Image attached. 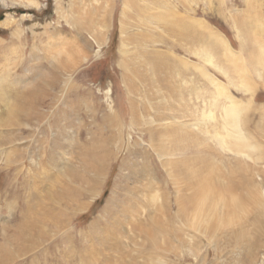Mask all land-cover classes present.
<instances>
[{"label": "rangeland", "instance_id": "obj_1", "mask_svg": "<svg viewBox=\"0 0 264 264\" xmlns=\"http://www.w3.org/2000/svg\"><path fill=\"white\" fill-rule=\"evenodd\" d=\"M263 52L264 0H0V225L11 223L0 244L10 264H83L101 237L116 264H246L245 250L264 264ZM208 99L217 122L201 116ZM227 105L241 110L251 157L211 135ZM94 152L108 161L92 195ZM40 160L55 165L34 186ZM62 183L67 209L49 194ZM41 196L62 211L55 226L66 215L69 240L47 227L52 238L22 255L14 246L26 235L9 237ZM139 223L160 250L146 248L151 239L141 247Z\"/></svg>", "mask_w": 264, "mask_h": 264}, {"label": "bare ground", "instance_id": "obj_2", "mask_svg": "<svg viewBox=\"0 0 264 264\" xmlns=\"http://www.w3.org/2000/svg\"><path fill=\"white\" fill-rule=\"evenodd\" d=\"M130 18V17H129ZM254 20V19H253ZM251 22V21H250ZM255 22V21H254ZM206 25V24H205ZM256 25H254V27H255ZM73 27V26H72ZM207 27H208V25H207ZM206 28V27H205ZM258 28V27H257ZM17 32V31H16ZM213 32V31H212ZM214 35V39H216L217 41L219 40L220 41V38L218 37V36H216V34H213ZM13 36V35H12ZM59 42H61V40H59ZM59 45H60V43H59ZM223 47V46H222ZM224 50H226V52H227V48H226V46L224 45ZM122 53V52H121ZM264 53V52H263ZM224 55H225V53H224ZM160 60L163 62V59H161L160 58ZM159 62V61H158ZM183 61H181V66L183 67V68H185V69H187V67H188V65H187V63L188 62H186L185 64L184 63H182ZM257 62V61H256ZM157 63V62H156ZM190 63V62H189ZM261 63H264V59H260V64ZM157 64H159V63H157ZM191 65H189V67H190ZM160 68H166V67H163V65L162 64H160ZM179 69V68H178ZM180 70V69H179ZM184 70V69H183ZM190 71H191V69H190ZM199 71V70H198ZM166 72V71H165ZM183 71H182V69L180 70V72H177V74H178V76L179 75H181V74H183L182 73ZM204 75V74H203ZM208 77V75L206 76V78ZM171 78V77H170ZM250 78V77H249ZM199 80H201V79H199ZM209 81H211V79L209 78L208 79ZM217 81V80H216ZM174 82V81H173ZM208 82V81H207ZM213 82V84L214 85H216L215 86V91H216V95L217 96H219V94H221L222 96H223V93H224V89L221 91V88L217 85V83H215L214 81H212ZM218 82V81H217ZM165 83V82H164ZM168 83V82H167ZM209 83H211V82H209ZM246 83V82H245ZM171 84V83H170ZM212 84V85H213ZM3 85V84H2ZM5 85V84H4ZM168 85H169V83H168ZM174 85V84H173ZM197 85V84H196ZM196 85H194V86H192V88L195 90V86ZM263 85V84H262ZM254 86V85H253ZM2 87V86H1ZM214 87V86H213ZM171 88H173L172 90H174V87H171ZM4 89V88H3ZM164 89V88H163ZM1 90V89H0ZM171 90V89H170ZM253 90V89H252ZM4 91V90H3ZM175 91H176V89H175ZM189 91H190V93L189 94H191V92H192V89H189ZM220 91V92H219ZM1 93H2V91H0ZM195 92V91H194ZM210 92V91H209ZM212 92V91H211ZM8 93V92H7ZM214 93V92H213ZM2 95V94H1ZM5 95H7V94H4V96ZM10 94H8V96H9ZM175 95V94H174ZM193 95H194V93H193ZM206 95V94H205ZM3 97V96H2ZM194 97V96H193ZM4 98V97H3ZM8 98V97H7ZM211 99V98H210ZM55 100V99H54ZM209 100V99H208ZM218 100V99H217ZM205 101H206V99H205ZM221 101V100H220ZM186 102V101H185ZM221 103V102H220ZM54 104V103H53ZM91 104V103H90ZM232 105L234 104L233 102L231 103ZM232 105H227V107H224L223 108V110H224V112H222L221 113V119H222V122L220 123V125H217V123H214V126H216L217 125V128H215V130H214V132L211 134L212 136H216V139H217V141L220 143V145L224 148V149H227L228 151H234L235 153H237L238 155L239 154H241V155H244V156H247V157H251V152H253V150L254 151H257V147H255V145H252L246 138L247 137H245L244 136V134L242 133V131H240V127H239V121H238V111H239V113H240V109L235 105V107L234 106H232ZM207 107H208V109H206L205 111H202V114H201V116L204 118L205 116L208 118V119H210V120H212L213 122H217V116H216V114H215V112H214V110H213V108L215 107V99L213 100H209V102H208V105H207ZM219 107V106H218ZM218 110V109H217ZM263 110V109H262ZM219 111H220V108H219ZM147 113V112H146ZM220 113V112H219ZM114 115V114H113ZM106 117H108V116H106ZM106 117H104L103 119L105 120V121H107V120H109L110 119V117L109 118H106ZM9 118L10 117H8V119H5L6 121H5V124H6V122H7V124H9L10 123V121L11 120H9ZM116 118V117H115ZM26 120H27V118H26ZM4 121V120H3ZM109 121H111V119L109 120ZM2 126V125H1ZM49 126V125H48ZM3 130V129H2ZM96 139V138H95ZM10 142V141H9ZM12 142H13V140H12ZM12 142H10V143H12ZM2 143H4V142H2ZM95 143H96V141H95ZM263 147V146H262ZM261 149V148H260ZM15 152V151H14ZM13 153V150H10V152L8 153V155H7V159H8V157L10 156V154H12ZM58 153V152H57ZM95 153V154H94ZM94 153H92L93 155H92V162L91 163H86V165H87V167H88V170L89 171H91V172H93L94 174L92 175L93 177H92V180L91 181H93V191L91 192V194L93 195V193H95V192H97V188L99 187V185H100V174H101V172L105 169V167H106V165H107V161L108 160H106V157H105V155H103V154H100V155H98V154H96V152H94ZM257 158H260L261 157V154L260 153H258L257 152ZM50 159V158H49ZM261 159V158H260ZM264 159V156H263V158H262V160ZM10 161H12V160H10ZM49 162V163H55V161L54 160H40V161H38L37 162V164L39 165V166H41L43 169H42V172H40V170H39V168H38V171H39V173H34L35 174V177H36V179H37V177H39V179H38V182H37V184H35L34 186H38V183H40V184H42L43 182H45V180H42L43 178L40 176V175H44V172H45V166H46V164ZM77 162H79V161H77ZM82 162V161H81ZM84 164V163H83ZM7 165V164H6ZM55 165V164H54ZM61 166V165H60ZM83 166V165H82ZM85 166V165H84ZM68 167H66V169H67ZM68 170V169H67ZM66 170V171H67ZM36 171V170H35ZM44 171V172H43ZM74 171V170H73ZM69 172V171H68ZM72 172V171H71ZM43 173V174H42ZM47 173H49V172H47ZM62 173V172H61ZM74 173V172H73ZM75 174H76V172H75ZM46 175V174H45ZM65 176V175H64ZM45 177V176H44ZM67 177V176H66ZM42 178V179H41ZM208 178V177H207ZM72 180V179H71ZM37 180H35V182H36ZM252 181V180H251ZM45 184V183H44ZM63 184V183H62ZM40 186H42V185H40ZM48 186V185H47ZM54 187V186H53ZM212 187V186H211ZM35 188H37V187H35ZM56 188V187H55ZM205 188V187H204ZM257 188H259V187H257ZM70 189H71V187L69 188V187H67V185H66V183H64L63 185H60V187L58 188V189H56L55 191L53 190V188H52V190H51V193H49L50 194V196L52 197V198H54V200H56V203H58L57 204V206H59V205H61V206H59V208H61V209H67V208H69V198H68V194H69V192H70ZM37 191V189L36 190H34V192H36ZM49 191V190H48ZM209 191V190H208ZM212 191V190H211ZM261 191H262V196L264 195V189H263V187H262V189H261ZM40 192V191H39ZM204 194V193H203ZM223 194V193H222ZM38 195V194H37ZM40 195V194H39ZM48 195V194H47ZM206 195H208V194H206ZM36 196V195H35ZM221 196V195H220ZM261 196V197H262ZM32 197V196H31ZM35 198V197H34ZM37 198V197H36ZM48 198V197H47ZM158 198V197H157ZM209 198V197H208ZM259 198H260V196H259ZM263 198V197H262ZM41 201H35V200H33L34 202H33V204H28V205H26L27 206V208H23L20 212H18L19 214H17L18 216H16V218H17V220L19 219V222H16V226L14 225V227H15V233L14 234H10V236H12V237H9V238H12V239H10V244L11 243H13V240L14 239H16V237L17 236H19L20 234L22 235V237H23V235H26L23 239H22V241H21V243L20 244H15V246H14V249L16 250V252L18 253H22V255H23V253L24 252H27V251H29V250H31V249H36V248H40V245H42V244H40V241H43L44 243L45 242H47L49 239H50V237L52 238V235L54 234V233H51V232H48V233H45L44 231L45 230H47V227H48V229L50 230V231H54V232H56V231H58V232H60V235H62V233H64V232H66V231H68V223H67V221H66V215H65V218H63L64 219V221L62 222V224L61 223H59L58 222V224H61V225H59L58 226V224L55 226V224H54V222H55V220L56 219H58V218H60L61 217V215H63L62 214V211L60 210V211H58L59 209H57L56 207H55V209H54V207H53V209L54 210H49V209H52V205L49 203V202H47V201H45V199H43V196H41ZM51 199V198H50ZM49 199V200H50ZM176 200V199H175ZM238 199H236V201H237ZM244 200V199H243ZM255 201H256V199H254ZM263 200H264V198H263ZM51 201V200H50ZM221 201V200H220ZM260 201V200H259ZM262 201V200H261ZM50 204L49 206H48V204ZM219 202V201H218ZM258 201H256V202H254V203H257ZM28 203V202H27ZM42 203H44V204H42ZM134 203V202H133ZM221 203V202H220ZM259 203V202H258ZM263 203V202H262ZM135 204V203H134ZM166 204V203H165ZM179 204V203H178ZM216 204V203H215ZM236 204V203H235ZM260 204V203H259ZM56 205V204H55ZM256 205V204H255ZM262 205V204H261ZM260 205V206H261ZM182 206V205H181ZM245 210V209H244ZM64 212H65V210H63ZM63 212V213H64ZM14 213V212H13ZM66 213V212H65ZM64 213V214H65ZM108 213V212H107ZM15 214V213H14ZM121 214V213H120ZM167 215H169V214H167ZM261 215V220L263 221L264 220V213H261L260 214ZM150 217V216H149ZM10 218V217H9ZM62 218V217H61ZM256 218H257V214H255L254 216H253V219H255V221H256ZM153 219V218H152ZM259 219V218H258ZM59 221H60V219H58ZM13 221V220H12ZM49 221V222H48ZM57 221V220H56ZM8 222V221H7ZM6 222V224H3L4 222L3 221H1V225H0V228L1 229H3V231H10V225H11V223H7ZM14 222V221H13ZM47 222L48 223H50V225H48L47 224ZM156 222V221H155ZM201 222V221H200ZM158 223V222H157ZM138 224V223H137ZM139 224H141V223H139ZM151 224V223H150ZM142 225V224H141ZM160 225V224H159ZM239 225V224H238ZM142 227H144L143 225L141 226V228ZM261 227H263V225L261 226ZM136 228H138V229H140V230H142L143 231V233H144V235H146V237H144V239H145V241H144V239H143V241H144V243L141 245V247L143 248L144 247V245H145V243H146V241H147V239H151L152 241H148L147 242V244H146V248H148L150 251H152V250H155V251H157V250H160V246L159 245H157L158 243L156 242V240H155V236H154V234L151 232V230H149L148 229V231L150 232H147L146 230H145V228L146 227H144L143 229H141L140 228V225H139V227H136ZM157 228V227H156ZM242 228V227H241ZM240 228V229H241ZM135 229V228H134ZM159 229V228H158ZM139 230V231H140ZM138 231V230H137ZM136 231V232H137ZM138 231V232H139ZM244 231V230H243ZM113 232V231H112ZM138 232H137V235H138ZM140 233V232H139ZM243 233V232H242ZM241 233V234H242ZM56 234V233H55ZM140 234H142V233H140ZM230 234H231V232H230ZM7 235V234H6ZM6 235H2V238L4 237V236H6ZM9 235V234H8ZM143 235V234H142ZM238 235V234H237ZM243 236H244V234H242ZM65 240H69L68 238H69V234H68V232H66L65 233ZM229 236V235H228ZM230 237V236H229ZM18 240V239H17ZM110 241H112L111 239H110ZM65 242V241H64ZM237 242V241H236ZM67 243V242H66ZM6 244V243H5ZM13 245V244H12ZM85 245V244H84ZM97 245L98 246H95L94 244H92V246L91 247H88V248H86L85 250H84V253H80V260H81V262L83 263V264H95V262H96V260H94V261H92L93 260V258H94V256L97 254V253H101L102 254V251H104V249L105 248H107V250H112V249H115V246H112L111 245V243L110 242H108L106 239H103V237H101L98 241H97ZM6 246V245H5ZM4 246V243H3V240L1 241V244H0V264H10V261H12L14 258H13V256L11 255V253H10V251H11V249L12 248H9V247H5ZM86 246V245H85ZM140 247V248H141ZM141 248V249H142ZM145 248V247H144ZM145 248V249H146ZM33 250V251H34ZM162 250V249H161ZM46 251V250H45ZM67 251V250H66ZM114 251V250H113ZM194 251H196V250H194ZM71 253V252H70ZM113 254H114V252H112ZM154 253V252H153ZM67 254V253H66ZM103 254H105V253H103ZM103 254H102V258L99 260V259H97V260H99V262L100 263H98V264H116L115 263V257H114V255L112 256V255H110V257L108 256V257H105V256H103ZM26 256V255H25ZM68 256V255H67ZM70 256V255H69ZM71 257V256H70ZM69 257V258H70ZM242 259H243V261H245L246 262V264H253V256H252V254H250V251L249 250H245V253L243 252V254H242ZM240 257V258H241ZM65 258V257H64ZM111 259V260H110ZM62 260V259H61ZM80 260H79V262H80ZM69 261H70V259H69ZM31 262V261H30ZM66 262H67V260H66ZM91 262V263H90ZM65 264H67V263H65Z\"/></svg>", "mask_w": 264, "mask_h": 264}]
</instances>
